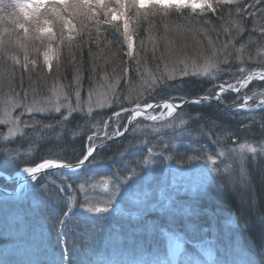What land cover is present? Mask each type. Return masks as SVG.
Returning a JSON list of instances; mask_svg holds the SVG:
<instances>
[{"label":"snow or ice","instance_id":"obj_1","mask_svg":"<svg viewBox=\"0 0 264 264\" xmlns=\"http://www.w3.org/2000/svg\"><path fill=\"white\" fill-rule=\"evenodd\" d=\"M246 2L247 0H0V22L7 20L15 33V40L11 39L10 33L7 40L0 35V86L7 77L8 87L15 97L10 102L11 107L22 109L15 117L6 109L4 118L0 120V124L12 125L7 134L0 133V139L7 141V146L0 145V160L7 162L23 159L20 146H12L14 141L9 139L14 129L32 128L35 133L39 127L40 130H47L63 139L58 129L67 128L73 113H84L85 106L88 119L84 128H98L103 124L107 129L111 121L115 128L110 134L105 131V137H124L131 132L133 139L146 149V154L135 164L125 161L123 168L101 170L94 153L99 147L106 145L103 140L101 145H97L95 141L99 136L97 132H92L82 137L87 141L86 150L75 158V163H57V160L66 158L57 154L55 158L45 156L40 162L32 161L31 166L23 168L38 186L33 196V211L38 217L34 222V230L42 232L51 223L56 229L58 243L62 244L59 257L52 264H74L76 251L63 239L69 235L66 229L74 217L83 222L82 227L77 223L80 238L85 241L82 247L85 258L80 264H101L99 260L87 258V251L91 246L88 242L97 237V230L103 229V222L117 210L118 202L125 197L137 208L133 219L145 233L158 227L155 221L145 219L150 211H159L167 217L168 226L161 227L160 231L169 233L168 249L166 252L141 251L132 259L118 261L116 264H257L251 248L244 252L232 246L227 227L214 228L216 236L213 241L207 239V231L202 228V224L211 222L215 226L217 220L210 203L213 196L210 184L217 177H232L235 172L234 164H238L240 176L244 178L249 153L252 154L253 161L258 157L264 158V98L254 94L256 100L253 105L262 114L259 121L260 139H255L253 128L257 122L254 119L232 131L221 127L218 123L222 119L220 116L213 119L204 112L192 115L182 111L185 104L201 105L210 103L213 99L227 114L231 113L233 107L236 110L252 109L253 105L247 102L252 99L251 96H245L243 103L237 101L233 105L226 104L221 99L224 93L229 90L239 92L257 77L264 81V66L255 72L244 66L248 60L253 59L250 55H244L248 51V45L240 42L237 47L238 38L245 31L258 33L259 47H264V0H253V4L249 5L250 8L260 6L259 15L246 9ZM209 12L217 14L219 23L208 17ZM174 16L176 19H173ZM246 16L252 18L250 30L246 27ZM109 31L115 39L108 38L106 33ZM141 31L147 33L143 38ZM3 32L8 33V30L4 29ZM213 35L216 39H213ZM173 36L190 38L196 55L177 54L180 50L174 51ZM220 36L225 39L220 41ZM145 40L151 45L150 50L145 45ZM257 41H253L250 35L248 43L256 44ZM93 45L97 51H93ZM124 45L126 52L123 51ZM161 45L164 50L158 54ZM85 46L88 50L87 58L83 55ZM181 47L187 49L186 44ZM201 48L204 49L203 53ZM61 52L66 53L63 60ZM125 55L129 58L127 62L124 60ZM202 55L201 62L199 57ZM53 59L56 60L55 65L52 63ZM101 60L103 64L100 63ZM236 60L240 61V66L236 67V72L240 73L235 77L236 84H218V91L215 93L206 92L192 100H187L184 95H170L168 100L153 104L146 99V96L159 95L158 90L183 92L188 83L183 79L186 77L204 76L216 80L221 73L232 72ZM8 61H11L10 65ZM149 63L153 66L149 67ZM65 65L66 70L71 72L70 80L61 71ZM17 68L20 70L18 87L22 95L12 87L16 82ZM85 71L88 73L89 85L86 100L81 95ZM130 72L134 75L129 76ZM25 78L29 81L27 89L23 88ZM49 78L52 80L50 91L57 97L63 93V101H37L41 80L47 81ZM101 79L105 87L104 98L97 99L95 106L103 108L106 104H115L119 110L114 111L107 119L97 120L92 115L93 96L96 93L94 85L100 83ZM125 79L129 80V85L126 90H121L119 86ZM173 81L176 83H171ZM73 96L74 102L71 99ZM176 99L182 103L170 102ZM156 108L165 109L166 112L159 115L147 113L146 119L161 121V127L173 128L177 120V127L187 125L188 121L183 119L185 115L193 123L206 120L207 125L192 130L185 128L176 135L164 139L157 136L153 140L152 134L159 133L160 128L155 124L141 128V122L137 118L144 116L148 109ZM178 111L180 114L174 115ZM33 113H55L58 117L54 115L52 120L45 122L36 119ZM25 114L31 118L23 120ZM165 117H170L171 120H165ZM217 128L221 130L217 132ZM136 133H140L143 139L136 136ZM28 136V133H24V138ZM205 137L209 141L207 144L200 142ZM38 138L45 139L43 135ZM241 140L244 142L240 143ZM229 141L237 147L230 146ZM33 147L35 141L30 142V148ZM120 155L125 157L124 152ZM163 161L169 162L170 178L166 177L152 184L145 170ZM138 168L140 171H137ZM47 169H60L64 173L60 184L57 185L56 180L51 181L61 194L58 199L67 204V210L62 214L57 212L55 216V209L48 195L49 186L45 180L40 179L42 174L45 177L50 175L44 171ZM101 172L109 179L97 183H102L105 188L111 183L112 189L102 203H97L85 192V185L95 188V177L88 174ZM72 177L83 180L79 183V190L84 193L79 212L73 208L76 189L71 182ZM221 182L223 185V179ZM180 194L190 198L187 207L178 201ZM231 223L239 227L235 218ZM181 232L183 236L178 234ZM189 237L196 242V248L186 252L181 240ZM103 264L113 262L106 261ZM259 264H264V252Z\"/></svg>","mask_w":264,"mask_h":264},{"label":"trees","instance_id":"obj_2","mask_svg":"<svg viewBox=\"0 0 264 264\" xmlns=\"http://www.w3.org/2000/svg\"><path fill=\"white\" fill-rule=\"evenodd\" d=\"M253 4V0H247V2L244 4V7L248 9L251 12H256L257 15H259V7H249V5ZM179 14H177L178 16ZM208 17L212 20L219 23L217 19V14L209 12ZM173 19H176V16L173 17ZM245 19L248 21V24L246 27L250 30L252 27L251 20L252 18L250 16H246ZM6 21V20H5ZM0 22V29L3 28V23ZM143 33V32H142ZM141 33V34H142ZM146 33V32H145ZM109 39H115V37L110 33H106ZM143 37L146 35L142 34ZM158 35V34H154ZM251 35V39L253 41H257L258 33L257 34H251L250 31H245L241 34V36L238 38L237 41V47H239L240 42H244L248 45V51L244 54L245 57L251 56L253 59L248 60V62L244 65L247 68H250L251 70H257L261 69L262 66H264V47H259V41H257L256 44L248 43L249 37ZM142 37V38H143ZM224 36H220V38H223ZM5 38V37H4ZM173 39L175 41V49L181 48L182 45L186 44L187 46L191 45L190 48H188L189 51L195 52L192 48L193 41L191 39H188L187 36L185 37H179V36H173ZM146 42V41H145ZM146 45V43H145ZM149 46V45H146ZM93 51H97L95 48V45L92 46ZM103 47V45H102ZM150 50L151 48L148 47ZM124 52L127 51L124 46ZM126 50V51H125ZM137 51H140L138 49ZM259 53V55H257ZM64 54V53H63ZM83 55L85 58L88 56V50L87 46H85ZM101 55H104V53H101ZM128 57L125 55L124 60L127 62ZM101 64H103V61H100ZM8 64L10 65L11 62L8 61ZM153 65L149 63V67H152ZM240 66V61L236 60L232 72L228 73H221L216 80H212L210 78H206L204 76H193V77H186L183 78L184 80H187L188 83L185 85V88L183 92H173L171 90H158L159 95L148 97L146 96V99H148L150 102L163 100V99H169V96H175L179 97L184 95L185 98L193 97L197 95H204L206 92H212L215 93V91L218 89L217 85L224 83L227 85V83L236 84L235 77H238L240 73L236 72V67ZM221 67H226L224 65H221ZM247 73H245L246 75ZM87 71H85V82H84V90L89 87L88 81H87ZM134 75L133 73H129V76ZM19 76H20V70L19 68L16 69V82L13 84V88L16 92L21 93L19 85ZM69 77V76H68ZM100 83H102V79L100 80ZM98 83V84H100ZM171 83H176L175 81ZM47 81L41 80L40 85L38 89L46 90L47 88ZM95 84L94 86L98 85ZM129 85V80L125 79L121 81L120 89L126 90ZM29 87V81L27 78H25L23 82V88L27 89ZM246 93L250 94L251 92L257 93V90H263L264 91V81H255L250 83L249 87L246 88ZM8 93H11L10 88L8 87L7 83V77H5V82L2 86H0V97H5V95H8ZM2 94V95H1ZM226 97V99H224ZM234 95L230 92L224 93V96L221 97L224 103L231 104V102L234 100ZM181 100L176 99L175 102H180ZM253 103V102H252ZM118 106L115 104L108 105L103 109L100 110H93L92 115L97 118V120L100 119H107L108 116H110L114 111H117ZM183 112L190 113L192 115H195L197 112H204L207 115H210L213 119H216L217 116L222 117L218 123L221 125L222 128L236 131L239 129L242 124L251 122L252 119H254L257 123L253 128V132L256 133L255 139H260V129H259V121L261 119V113L259 109L256 110H234L232 109L230 114H227L223 111L222 106L218 107L217 102H205L201 105L196 104H187L183 107ZM84 113H73V118L71 119V122L65 129H58V131L61 132V136L63 139L58 138L54 133L49 132L47 130H40L39 127H37L36 132H33L32 128H23L24 132L22 134H19L16 138H9L10 140L14 141V144L12 146H20V152L22 154L23 159L17 160V161H4L0 160V164L4 163L6 164L5 167H1L4 172L6 173H14L18 169H20L23 166H31V162H40L42 158L45 156H50V158H55L58 154L61 157H66L63 159H59L57 161H65V162H75V158L80 156L82 151L86 150L87 141L86 139L82 138L85 136V134L90 135L92 132H97L99 136L98 130L101 134L104 136V132L107 131L109 134L114 130L115 125L110 121V126L105 129L103 127V124H100L98 128H90L86 129L83 127V125L86 123L88 117ZM178 113H180L178 111ZM57 116L58 114L52 113H46V114H38L36 115V119L43 120L45 122L52 120L53 116ZM31 118V117H30ZM30 118H24V120H29ZM115 119V118H113ZM138 121L141 122V128H143L145 125H151L153 124L147 119L144 118H138ZM77 125H80V127H77ZM201 125H207V121H201L196 123H190L189 125H185V127H181L182 130L185 128H189V130L192 129H198ZM180 129V128H179ZM221 129L217 128L216 131L219 132ZM148 131H151V129H148ZM0 133L6 134V128L4 125L0 124ZM24 133H28V138H24ZM178 132L171 131H160L159 133H153L151 139L155 140V138L158 136L162 139L167 138L169 136L176 135ZM43 135L45 139L41 140L38 137ZM136 136L143 139L140 133H136ZM102 137L99 136V139L96 141H100ZM249 139H252V137H249ZM35 141V147L30 148V142ZM95 141V142H96ZM201 143H209L208 139L205 137L200 141ZM240 143H243L244 140L239 141ZM230 146H237L232 141L228 142ZM0 145L7 146V141L0 139ZM179 146V145H178ZM210 147H213L210 145ZM124 152L125 157L122 158L120 153ZM146 154V149L138 144L133 139V134L131 132H128L125 134L124 137L120 138L119 140H116L106 147L100 148L94 155H96L97 163L99 164L101 170L106 168H112L115 170L116 167L123 168L125 161H131L133 164L135 162L139 161L143 155ZM166 161L157 163V167L155 168V171H157L160 175L165 170ZM95 167V166H93ZM137 171H140L138 168ZM49 176L45 177L44 175H41L40 179L45 180L48 184V195L51 197L53 207L55 209L53 215L61 213L65 210H67V204L60 201L58 197L61 195L58 193L57 188L55 185H52L51 181L56 180L57 185L60 184L61 179L64 176V173L62 171H52L49 172ZM90 177L94 175L95 179L93 180V183L96 184L95 188H91L89 185H85V192L90 197L93 190H96V194L92 198L97 203H102L105 198L99 195V187L101 183H97L101 180L109 179L108 176H104L101 174H94L89 173ZM3 179L0 178V182H2ZM222 178L217 177L215 180V183L212 185L211 190L213 192L212 200L211 202L215 203L212 206L215 208V210L220 212L223 216L221 218H224V215L230 214L234 218H238V225L239 230L243 235V238L245 237V240L249 243H251V246L253 245L256 249L255 252V258L257 260L261 259L262 255V249L264 248V207L262 208V201H264V158H257L255 161H253V158L250 156L248 157L247 164H246V176L243 182H239L241 184L240 188H243L246 190V186L250 187V195L254 198V201L257 206L256 209H249V207H242L240 208V204L236 202L235 199H239V202L244 201L245 198L240 194V197L237 196V192L234 190V185L230 184V180L227 179L223 180L222 185ZM71 182L73 183L74 188L76 189L75 197H74V205L75 207H80V203L84 200V193H82L79 190V183L83 182L82 179H77L76 177H72ZM36 183L31 182L28 183L27 186L22 190L20 195L17 196H9V197H2L0 198V256L3 257L6 260V263L15 264L17 262H21L23 260H29L34 261L39 264H52V261L55 260L54 254L56 253L60 254V243L57 241L56 236V229H54L51 226V223L47 226L46 229H44L42 232L39 229L34 230V222L38 217L35 215L33 208V196L37 190ZM248 188V187H247ZM112 189V184H110V191ZM243 197V199L241 198ZM237 197V198H236ZM260 207H259V203ZM243 203V202H242ZM211 206V207H212ZM217 207V208H216ZM152 214V215H151ZM149 216L152 218L155 216L154 213H149ZM158 219V217H156ZM240 218L244 221L242 223V226H240L239 221ZM122 217H120V221H122ZM159 220V219H158ZM106 221H109L106 223V225H109L110 219L107 218ZM118 221V222H120ZM80 223V225L83 223L82 221H79V218H75L70 221L68 229L66 231L70 232L74 230H78L80 233V228L76 227V229H71L70 224ZM245 223H247V227H245ZM118 224V223H117ZM204 224V223H203ZM208 225L204 224L203 226ZM82 226V225H81ZM122 226V225H121ZM166 226H168V223H166ZM125 228L128 229L127 226H122V229L125 230ZM116 232V230H114ZM117 234V232H116ZM115 238L120 235H116ZM159 233H154L153 236H150L147 240V246L151 248L152 246L159 245L160 252L165 251V240L162 237V235H158ZM108 236V234H106ZM110 236L113 237V234L111 233ZM137 236V235H136ZM71 237V236H70ZM116 238L119 239V238ZM142 239H145L146 237L140 236ZM139 237V238H140ZM65 239V237L63 238ZM72 240H74L73 237H71ZM112 239V238H111ZM125 238L121 237V240ZM137 239V238H136ZM68 240V239H67ZM114 240V238H113ZM118 241V240H117ZM117 241H112L111 245H116ZM127 241V240H126ZM49 243L50 246L47 250L45 243ZM98 242V241H97ZM108 243V242H107ZM119 244V243H117ZM187 248L190 246L189 243L186 244ZM109 246V247H110ZM121 246V244H120ZM129 246V245H128ZM82 248V246H80ZM129 247H133L132 245ZM57 251V252H56ZM93 252V251H90ZM129 253H134V251H129ZM58 254V255H59ZM123 254V253H121ZM20 255V256H19ZM127 256H131L128 254ZM77 260H75L76 262ZM75 264V263H74Z\"/></svg>","mask_w":264,"mask_h":264},{"label":"rangeland","instance_id":"obj_3","mask_svg":"<svg viewBox=\"0 0 264 264\" xmlns=\"http://www.w3.org/2000/svg\"><path fill=\"white\" fill-rule=\"evenodd\" d=\"M2 27L3 28L0 29V35H3L5 37L4 39L7 40L9 38L8 34L10 33L11 34V39L15 40V33L13 32V26L7 20L3 23ZM4 29H7L8 33H4L3 32ZM109 32L112 34L111 31H109ZM142 32L143 31H141V33ZM142 34L147 35V33H145V32H143ZM142 34H141V37H143ZM188 39H190V38H188ZM213 39H216L215 35H213ZM224 39H225V37L220 38V41H223ZM145 41H146L145 42L146 45H149L147 47L151 48V45L148 43V41L147 40H145ZM124 46H125V49H127L126 45H124ZM124 46H123V49H124ZM187 47L190 48L191 45H189ZM188 48L186 50H184V49H182V47L181 48L179 47L180 51L177 54H188V55L195 56L196 52H191V51L188 50ZM163 50H164L163 46L161 45V47L158 49V54L163 52ZM200 51L203 53L204 49L201 48ZM31 54L32 53L30 52V55ZM20 55L22 56L23 54L20 53ZM60 55H61V59L62 60L66 58V53L65 52H61ZM199 59L202 62L203 61V55L200 56ZM41 60H42V57H41ZM9 62H11V61H9ZM52 63L55 65L56 60L53 59ZM66 67H67L66 65L64 67H62L61 71L63 72V74L65 76H67V77L69 76L68 79L70 80L71 79V72L69 70H66ZM252 81L255 82V81H260V80H259L258 77L253 79V80H251L248 83V85L246 87H244V88H241L239 92H235V91H232V90L230 91V93H232L235 97H234V100L229 105H233L234 102H237V101L239 103H243V98L245 96H251L252 97V99L248 100L247 102H248L249 105H253L252 102L254 100H256V95H259L260 98L264 96V91L263 90H257L256 91L257 93H253V92H251L250 94L246 93V91H247L246 88L249 87V85H250V83H252ZM47 83H49V84H47L46 90L38 89L39 95L36 97L37 101L39 102L41 100H44V101H47L49 103H55V102H57L58 99H59V101H63V93H61L59 95V97H57L56 94H54L53 92L50 91V89L52 88V80L50 78L47 80ZM94 87L96 88V93L93 96V110H100V109H103L106 106H108L107 104L103 108H97L95 106V101L97 99L103 100V98H104L103 97V93L105 92V87L103 86V81H102V83H100V84H98V85H96ZM87 89H88V87L85 90H83L82 93H81L82 97L85 100L87 99ZM254 94H256V95H254ZM14 99H15V97L12 96V93H8V95H5V97L4 96L0 97V120H2L4 118V111L6 109L8 111H11L13 117L18 115L22 111V109H20V108H12L11 107V103L10 102L14 101ZM30 99H31V97H30ZM71 99L74 102V99H75L74 96L71 97ZM233 109L236 110L235 107H233ZM241 110H249V109H241ZM251 110H256L254 105H253ZM84 112H87V106H85ZM161 112H166V110L162 109V108H157V110H153L152 109L148 113H151L152 115H159ZM38 114H46V113H33L32 115H34L36 117V115H38ZM179 114L180 113H178V112L174 113V115H179ZM146 115H144L145 119H146ZM24 118H26V119L30 118V115L25 114L22 117V119L24 120ZM164 119L165 120H169V121L171 120L170 117H165ZM183 119L188 121L187 125L192 123V121L189 120L187 115L183 116ZM150 122L155 124L156 127H159L160 131H162V130L171 131V133H173V132H181V131H183L181 127H185V125L177 127V125L179 124L178 120L176 121V124L173 125V128L161 127V124H162L161 121H157V122L150 121ZM2 125L5 126L6 134H7L9 132V128H11L12 125H10V124H2ZM23 132H24L23 128H21L20 130H15L14 129L13 130V134L9 138H16L19 134H22ZM98 132H99V136L102 137L103 136V134H101L102 131L100 132V130H98ZM102 139H103V137H102ZM95 143H97V141ZM233 147H237V146H233ZM250 156L252 157L251 153L248 154V157H250ZM168 163L169 162L166 161L165 170L163 171V173L161 175L157 171H155V168L157 167V164H154V165H152V167H150L149 169L145 170V174L151 178V183L152 184H156V183L162 181L166 177L170 178V172H169V168H168ZM5 165L6 164H4V163L0 164L1 167H5ZM24 167H28V166H23L19 170H17V173H18V177L17 178L13 177V175L7 174L6 172L3 171V169L0 168V176H4V179H5V181L3 183V187L8 188V189H12L13 186L15 185L16 181L19 179V177H21L20 173H21V171L23 170ZM233 167L235 169V172H234L233 176L232 177L224 176V177H222V179L224 181L226 179L228 181L230 180V184L234 185V187H235L234 190L237 192L236 193L237 196L240 197L239 193H241V195L245 198L244 201L242 200L243 203L239 202L238 201L239 199H235L236 202H238V204H240V208L239 209H241V206H242V207H245V208L249 207V209H253V210L256 209L257 210L258 208L256 206L254 198L251 197V195H250V187L246 186V190H244L243 188H240L241 184L239 182H243L245 177L241 178L240 173H239L238 164H234ZM106 180H108V179H106ZM215 180L210 184L209 187H212V185L215 183ZM110 184L111 183L108 184L107 188H105L102 183H101V185L99 187H97L100 190L99 191V195L102 196L105 199L107 198V193L110 191ZM23 187L24 186H20V188L18 189V192H21ZM95 194H96V190H93L90 197H94ZM242 196H241V198L243 199ZM177 199H178V201L184 203V205L186 207L188 206V204L190 202V198L187 195H185V194H180L177 197ZM262 202H263L262 203V208H263L264 207V201H262ZM210 203H211V206L213 204H215L213 202H210ZM259 207H260V203H259ZM73 208H74V211H76V212H79L81 210L80 207H75L74 203H73ZM136 211H137V208L132 204V201L129 198L125 197V198L121 199L118 202L117 210L112 212L111 216L108 217L110 219V221H112V222H110L109 225H106V223L109 222V221H104L103 222V229L102 230H100V229L97 230V232H98L97 237L94 240L88 242V243H90L91 246H90V249L87 251V258H90V259H92L94 261L95 260H99V261H101V264H103V262H106V261H112L113 264H116V262H118V261H127V260L132 259L136 254H138L141 251H144V252H157V251H159L160 252L159 245L152 246L151 248H149L147 246L148 244L146 243L147 240L149 239V237L153 236L154 233L155 234L159 233L160 235H162V237L165 240V246H166V251H167L169 233L168 232H164V231H160L161 227H164V228L167 227L166 226V223H168L167 217L161 215L159 211H155V210L150 211L149 213H154L155 216L152 218V216L150 217L149 213H148L145 216V219L146 220L155 221V223H156V225H158V227L155 230H153V231L145 233L134 222L133 214ZM212 211L215 212L216 215H217V220H216L215 226H213L211 224V222L204 223V224H208V225H205V226H203L204 224H202V228L207 231V239L214 241V238L216 236V232H215L214 228L224 229L225 227H227L229 233L231 234L230 243L232 244V246L234 248L239 249V250L244 251V252H247L248 249L251 248V251L253 253V258L257 261V264H259L260 260L259 259L257 260V258H255L256 249L254 248V246L253 245L251 246V243L247 242L245 240V237L243 238L244 234H242L240 232L239 227H236L234 224L231 223V221L233 220L234 217L232 215H230V214H227V215H224V218H221V216H223L222 215L223 213L220 214L219 211L217 212L213 206H212ZM120 217L123 218L122 221L118 220V219H120ZM156 217H158L159 220ZM75 218L76 217L72 218V220L75 219ZM178 219L182 220L183 217H178ZM118 221H120V222H118ZM235 221L238 224V218H235ZM123 223H124V226L128 227V229L127 228H125V230L122 229ZM242 223H244V221L240 218V221H239L240 226H242ZM75 224L76 223L70 224L71 229H76L77 225H75ZM81 225L83 226V223ZM114 230H116L117 234H116V232H114ZM111 233L113 234V237L110 236ZM106 234H108V236ZM115 234L116 235H120V237L117 236L119 238V239H117L118 241L116 240L117 237L115 238ZM178 234L183 236L182 232L178 233ZM141 235L146 237V241H144L145 239H142L140 237ZM70 236L73 237L74 240H72ZM70 236L68 235L67 237H65V239L66 240L68 239L67 241H68L69 246L74 248L75 251H76L77 255L75 257V260H77V261L75 262V260H74V263L75 264H80V261L85 258L84 252L82 251V248L80 246L83 247V244L85 243V241L81 240L80 233L78 232V230H74V231L70 232ZM121 237L125 238V239L121 240ZM113 238L119 244L116 243V245L110 246L112 244L111 242L114 241ZM187 243H189V245H190L188 248H187V245H186ZM120 244H121V246H120ZM181 244H182V247H183L184 251H186V252H191L194 248H196V242L194 240H192L190 237L182 239L181 240ZM44 245H47L46 248L48 246H50L49 243H47V242ZM128 245L129 246L132 245L133 247H129ZM60 246L62 247V244H60ZM48 249L49 248H47V250ZM90 251H93V252H90ZM129 251H134V253H129ZM262 251L264 252V248L262 249ZM213 252L215 254V249H213ZM121 253H123V254H121ZM58 254H59V252H58ZM58 254L57 253H56V255L54 254V258L55 259H57L59 257ZM128 254H130L131 256L130 257L127 256ZM0 264H10V263H6V260L3 257L0 256ZM15 264H39V263H36L34 261H29V260L25 259V260H23L21 262L15 263Z\"/></svg>","mask_w":264,"mask_h":264},{"label":"water","instance_id":"obj_4","mask_svg":"<svg viewBox=\"0 0 264 264\" xmlns=\"http://www.w3.org/2000/svg\"><path fill=\"white\" fill-rule=\"evenodd\" d=\"M230 91V90H229ZM196 97H198V96H196ZM196 97H192V98H188L187 100H192V99H194V98H196ZM262 98H264V97H262ZM212 101H216L215 99H213ZM162 102H164V101H160V102H157V103H162ZM170 102H173V101H170ZM156 104V103H155ZM148 110H150V109H148ZM147 110V111H148ZM119 138H121V137H118V138H107L106 140H104L103 141V143L105 144V145H107V144H109V143H111V142H113V141H115V140H117V139H119ZM97 145H101V142L100 143H98ZM103 147V146H102ZM99 148H101V147H99ZM98 148V149H99ZM60 163H63V162H60ZM75 163V162H74ZM53 170H60V169H47V170H44L45 172H50V171H53ZM27 181H32L31 180V178L28 176V174L25 176V177H23L20 181H19V183H18V185L19 184H21V183H24V182H27ZM16 189L17 188H15V190H13V191H9V190H7V189H4L3 187H1L0 186V191L2 192V193H4V194H6V195H14V194H16Z\"/></svg>","mask_w":264,"mask_h":264}]
</instances>
